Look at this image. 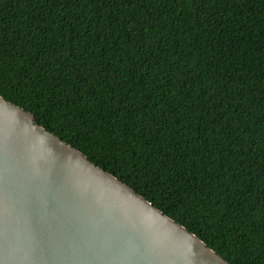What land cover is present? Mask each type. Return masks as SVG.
<instances>
[{
  "label": "trees",
  "instance_id": "16d2710c",
  "mask_svg": "<svg viewBox=\"0 0 264 264\" xmlns=\"http://www.w3.org/2000/svg\"><path fill=\"white\" fill-rule=\"evenodd\" d=\"M0 97L264 264V0H0Z\"/></svg>",
  "mask_w": 264,
  "mask_h": 264
},
{
  "label": "water",
  "instance_id": "95a60500",
  "mask_svg": "<svg viewBox=\"0 0 264 264\" xmlns=\"http://www.w3.org/2000/svg\"><path fill=\"white\" fill-rule=\"evenodd\" d=\"M0 264H229L0 97Z\"/></svg>",
  "mask_w": 264,
  "mask_h": 264
}]
</instances>
